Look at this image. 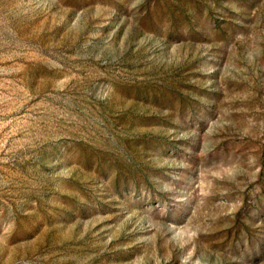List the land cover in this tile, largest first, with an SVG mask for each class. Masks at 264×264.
I'll list each match as a JSON object with an SVG mask.
<instances>
[{"label": "rangeland", "instance_id": "374dc122", "mask_svg": "<svg viewBox=\"0 0 264 264\" xmlns=\"http://www.w3.org/2000/svg\"><path fill=\"white\" fill-rule=\"evenodd\" d=\"M0 264H264V0H0Z\"/></svg>", "mask_w": 264, "mask_h": 264}]
</instances>
